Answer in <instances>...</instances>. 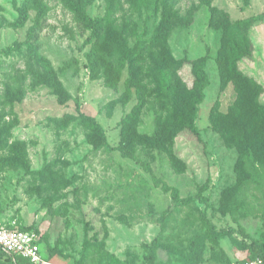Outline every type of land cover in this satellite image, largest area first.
<instances>
[{
  "label": "rangeland",
  "instance_id": "obj_1",
  "mask_svg": "<svg viewBox=\"0 0 264 264\" xmlns=\"http://www.w3.org/2000/svg\"><path fill=\"white\" fill-rule=\"evenodd\" d=\"M34 1L0 0V111L3 120L15 123L7 144L21 141L28 159V170L0 167V219L34 231L52 264H237L258 258L248 244L264 250V166L251 161L239 180L238 149L212 124L228 111L235 91L231 82L220 87L215 57L221 32L210 24L209 7L235 21L264 14V0H171L173 10L188 20L168 38L172 55L188 60L179 74L190 87L189 61L204 56L208 84L197 104L196 131L176 129L167 149L143 142L154 133L157 116L155 100L144 103L134 149L150 172L116 149L89 143V130L79 117V111L93 116L108 143L120 144L121 121L138 103L133 89L128 99L122 96L126 67L117 90L93 79L84 23L62 0H39L45 9L35 24ZM109 3L116 23L133 27L129 47L150 37L160 10L146 21L152 8L134 9L128 0H90L86 11L101 17ZM19 7L27 10L22 25L16 23ZM249 35L251 54L238 64L262 86L259 101L264 104V18ZM27 41L56 70L68 101L60 103L44 86L31 88L26 68L35 58ZM1 145L0 159L9 154ZM169 150L179 158V167L173 166ZM45 168L47 173L39 174ZM153 175L177 187L181 197L200 194L207 201L175 203L155 185ZM2 252L0 264H7Z\"/></svg>",
  "mask_w": 264,
  "mask_h": 264
},
{
  "label": "trees",
  "instance_id": "obj_2",
  "mask_svg": "<svg viewBox=\"0 0 264 264\" xmlns=\"http://www.w3.org/2000/svg\"><path fill=\"white\" fill-rule=\"evenodd\" d=\"M247 1L244 0V2ZM34 2L35 24H37L45 6L39 0ZM62 2L75 12L89 30L85 43L90 44L87 52L90 76L93 79H103L107 86L117 90L122 70L126 67L127 77L122 96L128 99L133 89L138 98V103L121 121V140L118 146L108 143L102 125L93 116L79 111L81 123L89 130L86 135L89 143L97 148L116 149L121 156L139 161L134 149L135 126L141 108L149 97H152L157 104V116L154 133L151 136H145L143 142L152 147L167 149L166 146L173 138L176 129L188 126L196 131L194 120L197 104L201 102L204 96L203 91L208 84L205 71L206 59L202 56L189 61L194 77L189 87L179 74V69L188 60L186 57L175 58L168 45L169 35L174 28L188 24V20L173 10L171 0H128L134 9L144 8L149 11L152 8V13L146 16V21L160 10L159 20L150 37L138 41L132 47L128 46L127 35L133 27L126 21L122 25L116 23L111 17V3L105 15L91 17L86 11L90 0H62ZM209 10L210 24L221 32L220 45L215 57L220 87L224 88L231 82L235 91V98L228 111L216 116L212 124L220 131L227 144L237 147L236 172L238 179L242 180L247 174V167L251 161L264 166V104L259 101L262 86L253 77L243 72L238 64L241 58L250 56L252 41L249 32L257 21L264 18V14L230 21L227 13L222 9L210 6ZM26 17V8L19 7L17 25L24 24ZM25 44L35 58L34 61L27 63L26 68L31 88L44 86L57 97L60 103L68 101L70 95L51 63L45 57L35 53L32 43L27 41ZM14 125L15 123L11 121L3 120V114L0 111V143L2 148L7 147L9 150V154L0 159V167L17 166L27 169L28 159L24 144L16 139L7 144V138L11 137V129ZM168 153L173 166L179 167L181 164L179 158L172 150ZM139 162L146 171H151L148 163ZM44 173H47L46 168L39 171L41 175ZM152 178L155 185H160L163 192L170 193L175 203L186 204L194 200L205 203L207 201V198L200 194L181 197L177 187L168 185L154 175ZM202 220L211 228L204 215ZM15 227L23 229L16 225ZM248 246L254 256L264 259L262 246L257 243H250ZM4 261L7 264H32L20 256L13 259L5 255Z\"/></svg>",
  "mask_w": 264,
  "mask_h": 264
},
{
  "label": "built area",
  "instance_id": "obj_3",
  "mask_svg": "<svg viewBox=\"0 0 264 264\" xmlns=\"http://www.w3.org/2000/svg\"><path fill=\"white\" fill-rule=\"evenodd\" d=\"M0 249L5 255L27 259L32 264H52L45 257L39 244V236L32 230H23L0 219ZM237 264H264V259L256 258Z\"/></svg>",
  "mask_w": 264,
  "mask_h": 264
}]
</instances>
